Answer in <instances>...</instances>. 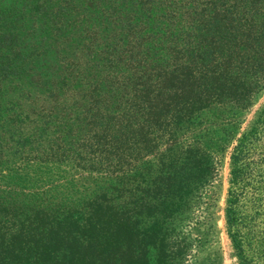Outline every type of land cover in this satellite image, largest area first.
Listing matches in <instances>:
<instances>
[{
  "label": "trees",
  "instance_id": "16d2710c",
  "mask_svg": "<svg viewBox=\"0 0 264 264\" xmlns=\"http://www.w3.org/2000/svg\"><path fill=\"white\" fill-rule=\"evenodd\" d=\"M263 81L264 0H0V264H171L208 126ZM230 165L227 235L258 264L264 106Z\"/></svg>",
  "mask_w": 264,
  "mask_h": 264
},
{
  "label": "rangeland",
  "instance_id": "374dc122",
  "mask_svg": "<svg viewBox=\"0 0 264 264\" xmlns=\"http://www.w3.org/2000/svg\"><path fill=\"white\" fill-rule=\"evenodd\" d=\"M263 106L264 81L252 94L248 108L226 115V126L219 121L208 126L211 133L214 132L212 137L220 140L212 149L215 175L198 192L195 204L182 215L181 221L172 225L175 230L167 239L171 264H238L236 252L227 235L225 218L230 154L238 135L251 125ZM255 231L254 249L259 254L258 264H264V227Z\"/></svg>",
  "mask_w": 264,
  "mask_h": 264
}]
</instances>
